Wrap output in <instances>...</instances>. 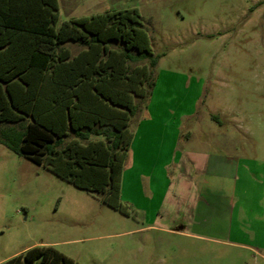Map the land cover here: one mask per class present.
Segmentation results:
<instances>
[{
    "label": "rangeland",
    "instance_id": "1",
    "mask_svg": "<svg viewBox=\"0 0 264 264\" xmlns=\"http://www.w3.org/2000/svg\"><path fill=\"white\" fill-rule=\"evenodd\" d=\"M58 8L59 24L137 9L160 58L155 87L130 131L147 125L151 112L152 128L142 125L140 133L162 135L157 157L165 163L179 123L180 144L253 158L264 185V0H58ZM66 47L73 54L80 50ZM129 196L134 204L121 198L126 216L104 205L100 195L75 188L0 144V263L34 246H52L79 264H264V195L254 236L245 229L240 239L175 233L185 227L172 223L171 215L157 216L155 194L151 202L131 191Z\"/></svg>",
    "mask_w": 264,
    "mask_h": 264
},
{
    "label": "trees",
    "instance_id": "2",
    "mask_svg": "<svg viewBox=\"0 0 264 264\" xmlns=\"http://www.w3.org/2000/svg\"><path fill=\"white\" fill-rule=\"evenodd\" d=\"M159 58L137 9L59 24L58 0H0V144L129 216L121 180L130 122ZM0 264L79 263L34 246Z\"/></svg>",
    "mask_w": 264,
    "mask_h": 264
},
{
    "label": "crops",
    "instance_id": "3",
    "mask_svg": "<svg viewBox=\"0 0 264 264\" xmlns=\"http://www.w3.org/2000/svg\"><path fill=\"white\" fill-rule=\"evenodd\" d=\"M194 103L196 107V100ZM192 114L184 117H192ZM144 120L147 125L141 122L133 134L124 164L121 198L134 204L129 191L149 199V202L155 194L160 200L157 216L171 215L172 223L180 221L185 227V232L175 231L178 234L205 238L208 233L218 232L240 239L246 235V230H250L254 236V220L259 218L257 205L264 197V185L257 180L262 168L260 163L240 153L232 156L189 150L186 144H180L179 123L177 135L172 139L171 161L163 163L157 157L162 135L146 131L140 133L142 125L152 128L151 112ZM185 139H190L187 134ZM168 168L172 170L171 179H168ZM254 189H258L255 208ZM261 190L263 197L259 198Z\"/></svg>",
    "mask_w": 264,
    "mask_h": 264
}]
</instances>
